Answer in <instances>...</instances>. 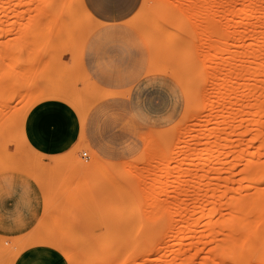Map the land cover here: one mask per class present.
<instances>
[{"label":"rangeland","instance_id":"obj_1","mask_svg":"<svg viewBox=\"0 0 264 264\" xmlns=\"http://www.w3.org/2000/svg\"><path fill=\"white\" fill-rule=\"evenodd\" d=\"M199 4L139 0L132 15L105 24L84 0H0V264L30 254L46 263V253L56 264H124L162 239L168 246L175 226L200 231L201 221L179 213L203 191H185L181 204L177 184L193 185L208 164L198 158L214 142L213 89L228 68L206 79L231 41L207 34L220 8ZM50 103L74 125L54 154L33 133V118ZM231 139L226 152L261 158ZM240 170L223 177L238 182ZM168 255L155 262L174 264Z\"/></svg>","mask_w":264,"mask_h":264},{"label":"bare ground","instance_id":"obj_2","mask_svg":"<svg viewBox=\"0 0 264 264\" xmlns=\"http://www.w3.org/2000/svg\"><path fill=\"white\" fill-rule=\"evenodd\" d=\"M197 1L200 2L199 6L212 1L220 8L219 20L212 22L214 29L207 34H217L221 40L228 36L231 41L227 59L218 60L220 68L216 73L209 66L214 61L212 59H216L212 54L213 49V57L208 60L212 63L207 62L208 82L216 79L223 68H228V79L220 80L221 85L213 89L217 99L214 103L219 107L214 142L208 154L198 158L206 160L208 164L202 169L203 175L193 179V185L181 180L177 184L182 190L178 201L181 204L188 197L185 191H203L201 197L194 198L191 210L180 209L182 213L179 209L176 211L180 212L179 215L186 213L191 221H201V228L200 231L196 230L193 224L175 226L170 232L168 246L162 245V239V243L158 242L160 245L157 243L158 246L149 250L140 249L136 256H129L124 264H158L155 261L165 252H169L168 257L175 260L174 264H250L252 261L254 264H264V1ZM214 53L223 55L222 46L214 49ZM238 79L244 80V83L241 80L242 85L238 84ZM231 137L238 138V142L244 141L260 152L261 158L256 160L250 154L243 162V152L239 147L226 152L228 144L230 147L234 145ZM181 150L182 146L178 145L174 153ZM228 155L229 161L226 160ZM240 166L239 172L244 174L240 175L242 178L239 177L238 182L232 177H223L226 171L230 173L231 169ZM215 173L222 182L209 178ZM233 183L238 187L233 188ZM167 233L169 235V230Z\"/></svg>","mask_w":264,"mask_h":264},{"label":"crops","instance_id":"obj_3","mask_svg":"<svg viewBox=\"0 0 264 264\" xmlns=\"http://www.w3.org/2000/svg\"><path fill=\"white\" fill-rule=\"evenodd\" d=\"M88 13L97 21L105 24L118 22L132 15L139 6V0H84ZM33 133L42 143L46 141V151L54 154L58 145L65 143L74 135V125L66 110L57 103H50L41 108L33 118ZM3 211L2 214H4ZM37 255L23 257L17 264H56L46 253V263L37 261Z\"/></svg>","mask_w":264,"mask_h":264},{"label":"built area","instance_id":"obj_4","mask_svg":"<svg viewBox=\"0 0 264 264\" xmlns=\"http://www.w3.org/2000/svg\"><path fill=\"white\" fill-rule=\"evenodd\" d=\"M83 156L86 157V154L84 153Z\"/></svg>","mask_w":264,"mask_h":264}]
</instances>
